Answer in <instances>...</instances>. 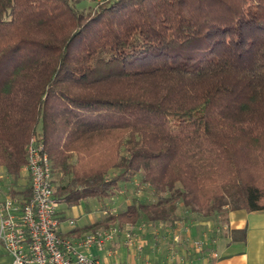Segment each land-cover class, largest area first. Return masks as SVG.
I'll use <instances>...</instances> for the list:
<instances>
[{"label": "trees", "instance_id": "16d2710c", "mask_svg": "<svg viewBox=\"0 0 264 264\" xmlns=\"http://www.w3.org/2000/svg\"><path fill=\"white\" fill-rule=\"evenodd\" d=\"M95 1L0 0L5 189L34 139L68 208L153 191L106 225L264 212V0Z\"/></svg>", "mask_w": 264, "mask_h": 264}, {"label": "crops", "instance_id": "0c3cea01", "mask_svg": "<svg viewBox=\"0 0 264 264\" xmlns=\"http://www.w3.org/2000/svg\"><path fill=\"white\" fill-rule=\"evenodd\" d=\"M88 201L81 203L98 204V200ZM77 208L78 205L73 209ZM62 214L65 216V211L62 210ZM213 219L200 218L189 223L190 226L181 219L172 226L151 222L144 217V237L140 238L142 248L137 244L128 246L125 232L136 229L143 222L119 226L114 223L119 229L114 242L107 243L102 251L96 247L83 251L103 264H264V212L231 211L226 219L218 218L222 223L219 228L215 227ZM97 221L77 226L74 236L79 238L84 232L91 231L95 227L92 225L99 223ZM63 230L67 233L73 231L66 224ZM175 250L178 257L173 256ZM0 264H12L3 245H0Z\"/></svg>", "mask_w": 264, "mask_h": 264}, {"label": "built area", "instance_id": "2783aa9c", "mask_svg": "<svg viewBox=\"0 0 264 264\" xmlns=\"http://www.w3.org/2000/svg\"><path fill=\"white\" fill-rule=\"evenodd\" d=\"M23 171L29 178L27 196H12L0 174V245L12 258V264H103L83 250L96 247L102 251L114 241L118 227L111 225L105 230L84 232L79 238L74 236L76 220L62 214L64 202L55 194L50 158L34 139L27 147ZM64 224L73 231L65 232ZM126 237L133 246L131 234Z\"/></svg>", "mask_w": 264, "mask_h": 264}, {"label": "rangeland", "instance_id": "374dc122", "mask_svg": "<svg viewBox=\"0 0 264 264\" xmlns=\"http://www.w3.org/2000/svg\"><path fill=\"white\" fill-rule=\"evenodd\" d=\"M73 4L80 10L85 13H88L93 9L96 5L95 0H72ZM100 1V0H98ZM102 1V0H101ZM104 1V0H103ZM2 171L0 170V174L4 177V174L1 173ZM116 174L115 171L110 172V176ZM57 178V177H56ZM55 188H56V182H54ZM20 186L22 188H19L24 191V189L27 187L29 188V178L28 176L23 173V179L20 182ZM90 200H98V199H89L86 200L90 202ZM99 201H101L99 203ZM140 202V203H152L154 202V194L153 191L150 190L149 188L145 187L142 185L141 178L136 177L131 183L127 184H122L118 186L114 191L111 192V195L104 198V200H98L95 205H91L94 203H89L86 205L85 203H79L78 208L74 210L77 205L73 206L72 208H69L64 205L61 206L60 208L65 211V216L69 219L76 220V225L78 227H83L85 225H90L92 220L94 221L95 219L98 220L97 222L99 223H94L95 227H92L91 231L94 230H105L110 227V225H114L113 223L105 224L107 221V218L109 216H118L120 213L125 212L129 206L133 205L134 202ZM94 202V201H93ZM177 213L182 217V221L185 222L184 224L187 226H190L191 224L189 223H194L195 221L199 220L201 217L199 216H194L191 213L186 212L184 209L183 205L179 206V209ZM93 217V218H91ZM141 225H138V227L134 230L126 231L125 235L131 234L132 236V244L135 246H140V238L144 237V218L140 220ZM213 223H215V227L219 228L221 227L222 223H220L221 219L219 220L218 218H214ZM219 221V222H218ZM115 226V225H114ZM119 226V225H118ZM124 231V230H123ZM122 231V232H123ZM162 231V230H161ZM121 233V231H120ZM119 232L117 233L116 237L118 236ZM80 236V235H79ZM125 236V237H126ZM115 237V239H116ZM127 238V237H126ZM114 239V240H115ZM144 239V238H143ZM114 242V241H112ZM128 246H130V241L127 239ZM177 251H174L173 256L178 257ZM172 256V257H173Z\"/></svg>", "mask_w": 264, "mask_h": 264}]
</instances>
